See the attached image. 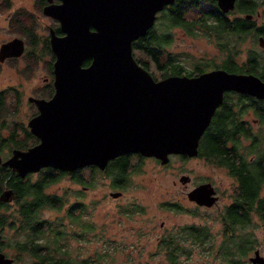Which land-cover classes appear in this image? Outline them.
<instances>
[{"label":"water","instance_id":"1","mask_svg":"<svg viewBox=\"0 0 264 264\" xmlns=\"http://www.w3.org/2000/svg\"><path fill=\"white\" fill-rule=\"evenodd\" d=\"M172 1L48 0L42 12L56 18L62 31L49 29L54 90L48 98L28 96L37 112L27 126L37 141L26 148L12 147L7 157L0 156V165L24 177L43 167L103 169L110 159L125 153L152 156L160 163L171 154L191 157L197 155L199 139L224 91L264 99V80L251 72L217 67L157 79L136 61L132 41L144 35L156 12ZM216 4L226 13L235 0ZM23 42L13 37L0 43V61L19 56ZM257 43L264 46V37L258 36ZM87 58L90 61L84 64ZM189 179L186 174L179 177L183 183ZM186 195L199 205L217 200L211 182L199 183ZM12 196L11 187L0 191V201ZM248 259L264 264L258 249ZM12 262L0 249V264Z\"/></svg>","mask_w":264,"mask_h":264},{"label":"rangeland","instance_id":"2","mask_svg":"<svg viewBox=\"0 0 264 264\" xmlns=\"http://www.w3.org/2000/svg\"><path fill=\"white\" fill-rule=\"evenodd\" d=\"M9 1L10 9L0 10V43L20 37L24 41V49L18 57L0 61V140L8 137L12 131H18L21 125L28 129V119L37 112L35 104L28 100V96L39 97L48 91L50 84L47 81L49 77L51 79L49 65L52 57L48 50L43 49L45 44L42 39L48 38L49 29L57 25L42 12L41 0ZM213 5L211 0H198L195 5L185 7L184 16H197L199 12ZM17 13L21 23L30 26L37 39L32 41L31 36L21 34L12 25ZM230 14L233 16L237 12ZM254 19L257 24H261L263 20L258 16H254ZM163 23L162 16H159L155 26L164 29ZM168 31L171 38L163 45L160 62L169 57L170 62L181 64L186 71H195L198 67L209 70L225 57V52L219 49L215 38L200 33L189 34L180 25L168 27ZM224 38L233 42L237 35L228 34ZM237 40L241 50L238 60L244 58L248 48H253L264 61L257 38L251 33ZM132 54L147 61V69L155 78L163 76L164 69H159L141 51L132 49ZM255 117L248 108L243 120L251 132L261 133L264 137V120H256ZM242 142L247 144L249 141L242 137ZM10 151L11 149L5 147L0 156L5 158ZM132 154L129 158L127 181L121 188H117L121 190L119 196L110 194L116 189L111 186L114 176L107 168L100 169L95 165L78 168L90 186L84 185L87 187L83 197L85 208L82 212L76 211L82 225H76L75 230L70 229L67 233L72 253L95 256L96 251L106 252L103 259L105 264H170L158 245L161 236L183 232L186 224L193 223L204 225L210 236L204 240H196L195 243L191 237L184 239L183 243L188 251L179 255L178 264H225L220 253V244L225 237L220 214L231 200V193L236 189V180L223 166L210 164L196 155L183 159L178 154H171L166 163H160L152 156ZM181 174L188 175L190 180L181 182ZM202 182H211L218 190L219 197L211 206L199 205L187 198L188 190ZM80 187L69 174L50 184L47 191L58 192L65 202L58 210L42 208L41 216L53 218L63 215L66 205L73 200H79L77 194ZM86 222L93 225L91 230L83 228ZM74 231L76 235H73ZM0 232L2 241L8 245L2 250L10 256L15 251L11 247L12 230L5 229ZM235 232H247L255 237L257 242L254 248L258 247L259 253L264 256V228L257 216L254 215L247 226H238ZM83 234L87 241L81 239ZM184 235L188 236V233ZM253 249L248 253L244 264H252L248 256L253 253ZM28 262L29 257L22 254L21 260H13L11 264Z\"/></svg>","mask_w":264,"mask_h":264},{"label":"trees","instance_id":"3","mask_svg":"<svg viewBox=\"0 0 264 264\" xmlns=\"http://www.w3.org/2000/svg\"><path fill=\"white\" fill-rule=\"evenodd\" d=\"M197 1L191 0V4L195 5ZM214 1L211 0L214 3L212 7L189 18L184 16V7H171L160 15L165 22L162 24L165 28L159 29L153 23L144 35L132 41V49L141 51L159 69H164L163 76L182 73L192 75L207 70L204 67H198L195 71H186L181 64L170 62L169 57L160 62L163 45L171 38L168 27L180 25L189 34L200 33L217 40V45L221 51L225 52V57L219 64H214L213 68L251 72L264 79L263 59L258 57L253 48H248L244 58L241 61L238 60L241 57V50L237 40L249 33L255 38L264 36V16L262 23L257 24L251 0H236L234 9L226 13L222 12ZM42 3L43 1L40 2ZM8 9H10V1L2 0L0 10ZM233 11L237 14L231 16L230 13ZM247 15L250 17H246ZM12 25L17 27L21 34L31 36L32 41L37 39L31 27L21 23L18 13ZM228 34L237 35V39L233 42L228 41L224 38ZM42 40L45 44L43 49L51 53L47 38ZM51 57L53 58L52 53ZM134 58L140 65L147 68V61L135 56ZM208 65H210L209 62ZM51 90L52 87L49 91ZM253 105L258 107L254 111L257 118L264 120V101L256 100L245 93L224 91L221 103L215 109L199 139L196 155L210 164L223 166L237 183V188L231 193V200L220 214L225 236L220 244V253L225 264H244L248 253L256 245L257 239L249 233L235 232L238 226H247L255 215L261 220L264 228V137L261 133L251 132L243 120V115ZM18 131L22 133V136L18 135ZM18 131H12L8 137L1 138L0 153L5 147L26 148L37 141V137L24 125H21ZM242 137L249 142L243 144ZM130 154L132 153L121 154L108 161L107 171L114 176L112 185L124 184L127 181ZM178 155L183 159L188 157L185 154ZM32 173L20 177L8 167L0 166V191L5 186L13 189L10 201H0V231L12 230L11 247L15 251L10 254V257L13 260H21L22 254H25L29 257L27 264H105L103 259L107 255L106 252L96 251L95 256H79L73 254L70 248L67 233L70 229L75 230L76 225H80L76 211L78 209L82 212L85 208L83 204L77 205L70 202L60 217L47 218L40 214L42 208L58 210L65 202L58 192L47 191V187L61 176L69 174L77 183H87L78 168L64 171L53 167H43L34 176ZM172 206L175 207V205ZM85 225L83 228L86 230H91L90 228L93 227L89 222ZM182 230L184 233L164 234L158 242L165 259L170 264H178L179 255L188 251L186 244L183 243L184 239L191 237L195 243L210 236L206 227L201 224H186ZM185 233H188V236L184 235ZM73 235H76L75 231ZM81 239L87 241L85 234ZM5 246L8 245L1 238L0 249L2 250Z\"/></svg>","mask_w":264,"mask_h":264},{"label":"flooded vegetation","instance_id":"4","mask_svg":"<svg viewBox=\"0 0 264 264\" xmlns=\"http://www.w3.org/2000/svg\"><path fill=\"white\" fill-rule=\"evenodd\" d=\"M41 1H43V3H42V7L45 5V4H47L48 3V0H41ZM61 0H52V2L53 3H59ZM252 1V3H253V10H254V16H258V17H262L263 18V16H264V0H251ZM215 2V4H216V0L214 1ZM235 3H236V0H235ZM188 5H191V0H173L171 3H168V4H165L163 7H162V9L161 10H159V11H157L156 12V18H155V20H154V25H155V23H156V21H158V19H159V16L161 15V14H163L164 12H167L171 7H179V8H182V7H187ZM217 5V4H216ZM234 7H235V5H234ZM234 9V8H233ZM232 9V10H233ZM49 16V15H48ZM50 18H52L56 23H57V25H56V27L55 28H50V29H52L55 33H57V34H61L62 33V31L60 30V24H59V21L56 19V18H53V17H51V16H49ZM262 36V35H261ZM264 37V36H263ZM257 38V37H256ZM47 40H48V44H49V37L47 38ZM259 47H260V49H261V51L263 52V55H264V46H260L259 45ZM49 48H50V46H49ZM51 50V49H50ZM254 51L257 53V51L254 49ZM51 53H52V55H53V58L50 60V65H49V67H50V70H51V73L53 74V71H52V69H53V66H52V64H53V60H54V58H55V56H54V54H53V52L51 51ZM257 55H258V53H257ZM11 57H14V56H9V57H5L4 58V60L6 61L7 59H9V58H11ZM18 57V56H17ZM264 57V56H263ZM263 59V58H262ZM4 60H2V61H4ZM90 60H89V58H87L86 60H85V63L84 64H87L88 62H89ZM52 74H51V79H50V77H49V81H47L49 84H50V86H49V88H48V91H47V93H45V94H42V95H40L39 97H43V98H48V97H50L51 96V94L53 93V90H54V87H53V79H52ZM259 76V75H258ZM260 77V76H259ZM261 78V77H260ZM45 79H47V77H45ZM262 79V78H261ZM262 80H264V79H262ZM50 87H52V90H51V92L49 91V89H50ZM254 97V99H256V100H262V101H264V99H262V98H256L255 96H253ZM249 109H251V111H252V113L255 115V109H258V107L256 106L255 107V105H253V107H250ZM248 110V109H247ZM36 113V112H35ZM34 114V113H33ZM256 116V115H255ZM256 118V120H258V118H257V116L255 117ZM3 138H5V137H3ZM135 155H138V153H134ZM130 155H133V154H130ZM130 155H129V158H130ZM138 156H140V155H138ZM128 158V159H129ZM1 166V165H0ZM7 167V166H6ZM106 168H107V165H106ZM190 180V179H189ZM77 184H80L81 185V189L79 188L78 189V194H77V196L79 197V200H73L72 202H74L75 204H77V205H81V204H84V205H86V202L83 200V197H84V194H85V192L84 191H86L87 190V187L86 186H84V185H86V184H88L89 185V183H77ZM122 185L123 184H115V185H112L111 184V186L113 187V188H115L116 190L115 191H117V192H119V193H117L115 196H119L120 194H121V190H118L117 188H121L122 187ZM90 186V185H89ZM214 186V185H213ZM215 188V195H217V199H218V197H219V195H218V190L216 189V187H214ZM236 188H237V186H236ZM111 192V191H110ZM109 192V193H110ZM112 192H114V191H112ZM111 194V193H110ZM112 195V194H111ZM191 201H193V200H191ZM217 201V200H216ZM215 201V202H216ZM195 202V201H194ZM214 202V203H215ZM196 203V202H195ZM213 203V204H214ZM212 205V204H211ZM210 205V206H211ZM78 210V209H77ZM254 249H258L259 250V248L257 247V248H254ZM253 249V250H254ZM3 251V250H2ZM4 252V251H3ZM5 253V252H4Z\"/></svg>","mask_w":264,"mask_h":264}]
</instances>
